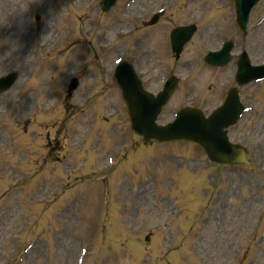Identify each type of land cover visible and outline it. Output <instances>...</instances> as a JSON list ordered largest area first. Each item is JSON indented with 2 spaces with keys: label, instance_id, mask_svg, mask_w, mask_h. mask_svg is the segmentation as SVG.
<instances>
[{
  "label": "rangeland",
  "instance_id": "1",
  "mask_svg": "<svg viewBox=\"0 0 264 264\" xmlns=\"http://www.w3.org/2000/svg\"><path fill=\"white\" fill-rule=\"evenodd\" d=\"M62 1L66 0H0V50L6 53L0 55V73H18L13 89L0 96V264H79L86 246L82 264H264V175L260 173L264 158H256L250 174L213 168L192 144L145 149L132 143L113 84L96 98L89 90L94 76L109 83L116 56L100 51L101 29L116 14L118 20H130L134 12H121L127 0H119L104 16L86 9L89 0H73L69 9ZM184 2L189 0H172L173 20H184L190 12L200 17L201 3L186 8ZM202 4L207 7L210 2L202 0ZM179 7H184V14L176 12ZM229 10L206 11L203 21H213V33L218 31L219 38L236 40L240 36ZM35 16L46 26L40 39L36 34L31 40L38 26ZM259 18H264V2L252 13L249 37L237 48L245 47L255 64L264 62V23L258 29ZM8 21L12 26L5 25ZM59 36L61 42L55 47ZM203 42L199 37L186 48L179 62L184 73L193 63L184 61L196 58V63L203 54ZM130 44L124 53L128 60L134 54ZM161 46L160 60L168 72L174 66L166 58L170 56L166 44ZM161 65L150 63L142 69L159 71ZM204 71L198 65L181 87L213 89L214 78L206 82L211 74L200 88L197 80ZM67 72L80 79V88L69 99L64 90ZM220 81L221 92L222 83L231 81L230 77ZM263 91L260 87L257 99L262 100ZM173 108L174 103L166 108L162 122ZM63 120L67 123L61 124ZM245 124L232 132L230 141L245 144ZM55 141L60 149L49 155L47 147ZM173 151L176 157H170ZM113 153L115 165L105 176L112 173L106 182L111 190L104 195L108 190L104 183L86 177L92 170L81 161L86 158L102 169ZM114 193L117 199L112 206ZM44 199L42 206H35ZM151 234L148 249L140 238ZM180 244L183 249L173 251ZM159 246L169 248L162 262L157 258Z\"/></svg>",
  "mask_w": 264,
  "mask_h": 264
},
{
  "label": "water",
  "instance_id": "2",
  "mask_svg": "<svg viewBox=\"0 0 264 264\" xmlns=\"http://www.w3.org/2000/svg\"><path fill=\"white\" fill-rule=\"evenodd\" d=\"M128 107L133 125L132 129L136 133V137L142 136L144 138V143L146 145H149L151 140L168 142L171 140L185 139L199 143L213 162L233 165L242 163L243 161L241 149L238 146L229 145L225 141V133H223L222 130L228 126L227 124L216 126L210 123V126H208L204 121L199 120L197 115L186 114L180 116L181 119H184L180 124L176 122L168 128L152 129L148 124H144L146 122L143 120H138L137 122V110L131 105H128ZM184 125H188L190 128L189 131L191 132L178 135L180 132L177 129H180L181 126ZM181 132L186 131L182 130ZM196 134H198V136H196ZM214 142L220 143L224 152L217 151Z\"/></svg>",
  "mask_w": 264,
  "mask_h": 264
},
{
  "label": "clouds",
  "instance_id": "3",
  "mask_svg": "<svg viewBox=\"0 0 264 264\" xmlns=\"http://www.w3.org/2000/svg\"><path fill=\"white\" fill-rule=\"evenodd\" d=\"M6 73H0V77H2L3 75H5Z\"/></svg>",
  "mask_w": 264,
  "mask_h": 264
}]
</instances>
